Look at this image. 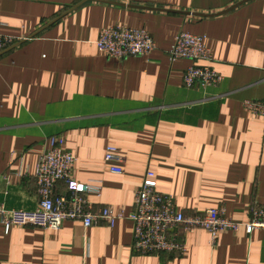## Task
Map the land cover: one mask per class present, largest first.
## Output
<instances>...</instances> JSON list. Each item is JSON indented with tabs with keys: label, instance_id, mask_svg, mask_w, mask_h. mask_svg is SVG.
<instances>
[{
	"label": "crops",
	"instance_id": "crops-1",
	"mask_svg": "<svg viewBox=\"0 0 264 264\" xmlns=\"http://www.w3.org/2000/svg\"><path fill=\"white\" fill-rule=\"evenodd\" d=\"M0 23L18 41L0 53L6 208L38 206V159L63 137L77 179L102 182L101 196L87 195L94 212L132 213L147 170L187 216L219 207L244 223L264 209V117L244 107L264 98V0H0ZM113 25L148 30L156 50L106 56L96 41ZM181 31L206 36L219 86L184 85L192 61L170 58ZM109 146L119 149L122 174L105 162ZM132 239L128 218L8 232L0 223V264H264V229L213 237L181 227L184 254L134 253Z\"/></svg>",
	"mask_w": 264,
	"mask_h": 264
},
{
	"label": "built area",
	"instance_id": "built-area-1",
	"mask_svg": "<svg viewBox=\"0 0 264 264\" xmlns=\"http://www.w3.org/2000/svg\"><path fill=\"white\" fill-rule=\"evenodd\" d=\"M17 39L2 32L0 23V53L14 46ZM98 49L106 56L124 60L131 57H149L157 48L153 35L146 29L128 25H113L104 28L96 41ZM172 61L187 59L192 64L184 74V85L191 89H209L219 86L222 75L211 64L213 53L206 44V36L181 31L170 49ZM244 107L264 117V98L244 101ZM64 138L53 137L51 146L39 157L35 177L38 184L39 204L33 210L8 209L0 202V223L6 232L15 226H33L44 229H60L66 221L80 220L86 228L101 221L111 226L123 218L133 223L132 250L141 255L158 254L164 251L184 254L187 250L180 239V228L204 229L216 237L219 233L239 231L244 227L248 234L264 229V209L253 208L249 221L240 223L225 215L224 208H210L204 213L187 216L178 210L171 195L157 190L155 173L147 170L141 187L135 194L134 209L129 215L115 213L109 207L93 211L87 195L101 196V181L84 182L75 176L76 156L63 149ZM109 170L122 174V156L119 149L109 146L105 155ZM66 189L58 193V183Z\"/></svg>",
	"mask_w": 264,
	"mask_h": 264
}]
</instances>
